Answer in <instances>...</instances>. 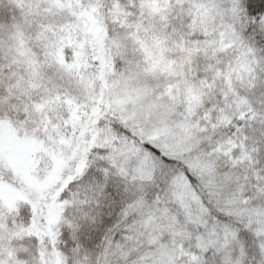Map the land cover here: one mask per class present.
<instances>
[{"label":"snow or ice","instance_id":"snow-or-ice-1","mask_svg":"<svg viewBox=\"0 0 264 264\" xmlns=\"http://www.w3.org/2000/svg\"><path fill=\"white\" fill-rule=\"evenodd\" d=\"M0 264H264V0H0Z\"/></svg>","mask_w":264,"mask_h":264}]
</instances>
